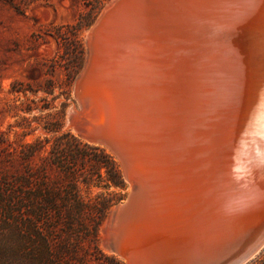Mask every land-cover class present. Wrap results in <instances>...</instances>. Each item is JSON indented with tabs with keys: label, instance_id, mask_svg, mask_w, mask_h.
I'll list each match as a JSON object with an SVG mask.
<instances>
[{
	"label": "bare ground",
	"instance_id": "6f19581e",
	"mask_svg": "<svg viewBox=\"0 0 264 264\" xmlns=\"http://www.w3.org/2000/svg\"><path fill=\"white\" fill-rule=\"evenodd\" d=\"M114 2L74 91L100 109L110 141L93 143L115 156V142L138 180L104 246L126 264H201L264 216V0H122L102 19ZM204 140L222 142L207 163Z\"/></svg>",
	"mask_w": 264,
	"mask_h": 264
},
{
	"label": "rangeland",
	"instance_id": "374dc122",
	"mask_svg": "<svg viewBox=\"0 0 264 264\" xmlns=\"http://www.w3.org/2000/svg\"><path fill=\"white\" fill-rule=\"evenodd\" d=\"M112 1L0 0V264H126L103 227L129 183L68 118ZM245 264H264V247Z\"/></svg>",
	"mask_w": 264,
	"mask_h": 264
},
{
	"label": "water",
	"instance_id": "95a60500",
	"mask_svg": "<svg viewBox=\"0 0 264 264\" xmlns=\"http://www.w3.org/2000/svg\"><path fill=\"white\" fill-rule=\"evenodd\" d=\"M120 1L122 0H115L113 7L112 6L110 7V9L105 13L102 19L110 11H112V8H114V6H116V4H118ZM96 24L94 25V30L97 28ZM82 78H83V75L80 78V81L82 80ZM75 96H76L78 110L71 111L68 116L69 121L73 124L75 131L82 139L87 140L92 143L95 142V143H98L100 145H104L107 147L108 142L110 140L103 138L102 136L99 138L97 135V132L101 126L100 125L101 112H100L99 107L92 100H88L85 98H79L76 93H75ZM87 115L92 116L89 122L84 119ZM235 141L241 142L242 140L240 141V138H237V140ZM221 144L222 142H219V141H210V140L202 141L200 145H204L206 149L204 152L205 156L203 154L201 158V163L208 162L206 158L208 154L213 155L212 157H216V156L218 157L217 147L219 148ZM109 145L111 144L109 143ZM112 146L115 149L113 150L114 154L116 158H118L116 154L117 153L116 151L118 150L117 144L115 142L114 143L112 142ZM208 158H210L208 160L209 162H211V157H208ZM119 164H120L125 180L127 182L134 183V189H136L138 180L135 177H132L131 175H129L123 162H120ZM133 196H134V192L131 195L127 196L126 201L130 203L132 201ZM117 212L118 211L116 210L113 213V216H115ZM219 215L225 216L226 212L224 213L219 212ZM122 238L123 236H120V239ZM120 239H116V240L119 241ZM220 239H221V244L217 246L216 248L209 250L206 256H204L205 258L201 264H245L247 263L255 255H257L260 252V250L264 247V216L261 219H259L254 225L248 228H245V226H243L242 228H236L234 230V233L230 235H224V236L222 235L220 236Z\"/></svg>",
	"mask_w": 264,
	"mask_h": 264
},
{
	"label": "trees",
	"instance_id": "16d2710c",
	"mask_svg": "<svg viewBox=\"0 0 264 264\" xmlns=\"http://www.w3.org/2000/svg\"><path fill=\"white\" fill-rule=\"evenodd\" d=\"M103 152V151H102ZM114 184H117V185H121L122 186V182L121 181H116Z\"/></svg>",
	"mask_w": 264,
	"mask_h": 264
}]
</instances>
